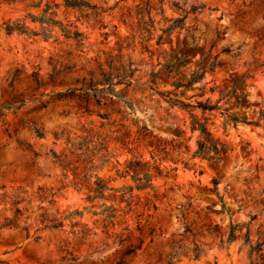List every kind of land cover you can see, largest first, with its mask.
Instances as JSON below:
<instances>
[{"label": "rangeland", "instance_id": "rangeland-1", "mask_svg": "<svg viewBox=\"0 0 264 264\" xmlns=\"http://www.w3.org/2000/svg\"><path fill=\"white\" fill-rule=\"evenodd\" d=\"M40 1L39 7L33 6ZM84 1L103 8L101 19L106 27H100L92 19H78L77 11L62 6L64 0H0V104L25 101L15 114L6 112L0 121V259L7 264H116L128 244L137 245L142 239L144 245L139 255L134 259L127 257L124 264H164L161 257L174 240L181 238L186 224L196 228L218 224L225 231L231 220L245 224L251 215L257 216L251 223V238L254 242L258 238L264 240V127L242 122L237 126L225 124L219 113L203 115L194 110L197 118H210L207 124L214 137L231 150L220 161L192 158L199 132L191 130V114L171 108L147 87L152 83V68L168 59L172 52L186 58L187 74L200 63L206 66L218 55L216 72L206 76L209 83L204 98L219 97L218 91H209L211 86H222L227 79L230 89L235 81L246 77L248 86L236 85L237 90L232 93L241 99L240 106L236 107L235 98L228 106L239 115L256 119L260 110H264V0ZM46 3L61 4L53 9L52 16L64 25H76L88 37V47L78 48L74 40L63 36L57 24L51 26L49 39L6 33L4 23L18 18L39 30L40 24L33 23L27 13L39 14ZM146 4L151 7L156 28L155 38L150 41L143 38L147 34L140 35L137 31V11ZM193 6L203 8L191 13ZM183 16V26L166 33L161 45H157L161 29ZM105 32L107 39L102 35ZM119 48L122 59L109 72L105 65L107 54H118ZM99 64H103L107 73L116 75L124 71L131 77V86L117 89L134 104V112L123 100L111 99L110 95L103 97L106 104L100 105L91 97L60 100L56 95L68 89L85 88L90 80L100 83ZM35 74L41 80L40 87L34 80ZM157 83L161 90L173 89L170 81L159 79ZM199 93L201 90L196 89L186 96ZM99 114H107L108 119ZM137 117L163 142L172 141L174 149L168 157L155 161L150 153L152 148L145 147L143 142L131 144L134 148L131 152L111 142L115 156L100 175L113 187L134 186L132 172L125 171L130 170V161H140L143 169L148 168L152 174L155 189H134L130 206L120 201L119 193L110 191L104 198L89 201L87 190L74 185L77 180L73 172L53 161L51 150L60 155L68 149L66 141L56 140L53 134L65 132L74 138L88 131L110 136L129 133L126 140L133 142ZM33 127L41 128L46 138L36 137ZM19 142L32 144L39 156ZM186 161L188 168L183 164ZM214 179L224 196L225 209L213 191ZM42 190L54 193L53 203L41 202ZM40 206L44 209L39 210ZM16 207L23 209L24 216L31 215L28 222L31 236L43 225L37 219L40 211H45L51 220L74 210H84V215L67 220L62 229L38 232L41 239L35 241L34 237L26 238L23 223L19 227H1L3 218ZM107 207L116 211L115 231L124 236L130 232L121 244L102 231L103 216L94 214ZM127 211L131 212L126 214ZM139 214L142 216L138 220ZM198 239L206 248L212 241L207 235ZM177 264H250V261L247 247L239 239L229 249L212 247L200 259L182 255Z\"/></svg>", "mask_w": 264, "mask_h": 264}, {"label": "trees", "instance_id": "trees-1", "mask_svg": "<svg viewBox=\"0 0 264 264\" xmlns=\"http://www.w3.org/2000/svg\"><path fill=\"white\" fill-rule=\"evenodd\" d=\"M41 1L34 4L33 6L39 7ZM61 4H50L46 3L39 14L27 13V17L31 19L33 23H39L40 29L35 30L27 25V22L18 18L14 21H7L4 23L5 31L7 34L18 33L27 36H41L44 39H49L52 37L51 26L57 24L66 39H72L76 42V45L80 49H85L87 46L88 37L78 29L73 23L62 24V22L56 20L52 15L55 13L54 8H58ZM65 8L73 9L78 12V19H92L95 24H100V27H106L104 25L101 16L105 12L103 8L92 4L84 0H64L62 4ZM179 8V7H178ZM203 6H193L189 12L196 13L201 10ZM188 13V12H186ZM139 15V21L137 24V31L140 35L147 34L143 37L147 41L154 39L153 32L156 31L154 26V20L151 16V7L146 4V7H140L137 11ZM147 16V17H146ZM185 16L175 18L170 24L165 28L161 29V33L157 36V45H161L164 35L170 33L173 30L183 26ZM104 35L107 39L108 33L105 32ZM130 39V38H128ZM130 43H128V46ZM148 50V48H147ZM118 54L108 53L105 61V65L110 70L116 61H121V48L118 49ZM223 52H231L230 50H223ZM152 53V52H151ZM162 54V53H161ZM186 58L180 55L178 52H172L168 59H164L163 62H159L155 67L152 68L150 72V80L152 83L148 84V88L153 91V95H157L161 100L165 101L171 108H178L188 111L192 117V132L198 131L197 148L194 150L192 158L200 156L206 160L214 159L215 161H220L223 156H225L231 148L225 142H222L219 138H215L212 131L210 130L207 122L210 118H197L194 110H199L203 115L206 113H219L225 121V124L232 123L237 126L239 122L245 123L253 127H264V110L261 109L259 115L256 119H249L246 114L239 115L237 112L232 111V108L228 105L231 100L235 98L236 107L241 104V99L239 97H234L233 92H236V85H241L242 87L248 86L246 84V77H242L239 81H235L232 87L229 89L227 79L220 85H214L209 88L211 93L219 92V97L216 100H212L210 97H205L207 90L206 86L208 81L206 76L209 73L216 72L218 68V55L208 63L203 66L200 63L199 67L192 69L188 74L186 73ZM102 71V79L100 83H93L90 80L88 86L79 89H68L66 91L58 92L56 95L61 99L77 97L81 98H92L96 104L100 105L103 102V97L110 95L112 98H118L123 100V102L128 105L132 112H134V104L126 99L122 90L117 89L118 86H124L125 88L132 85L131 77H128L124 71L118 72L116 75L107 73L103 69V64H99ZM131 67V64L129 63ZM159 68L157 69V67ZM133 70L131 71V75ZM249 77L252 75L248 74ZM16 74L12 76L11 83L15 79ZM163 79L165 81H170V85L173 89H163L159 88L157 80ZM34 80L36 81L38 87L42 85L41 80L34 75ZM201 90V93L194 94L187 97L186 94L192 90ZM25 104L23 99H18L13 103H3L0 104V121L5 117L6 112L16 113ZM41 107H46L42 105ZM102 119H108L107 114H99ZM136 125L135 139L133 142L126 140L130 136L129 133L117 134L115 136H110L108 134H102L99 132L93 133L88 131L84 135H77L71 138L68 133L60 132L54 133L56 140L64 139L67 143L68 149L66 153L57 154L55 151L51 150L50 154L53 161L60 165L63 169L67 171H72L77 182H74L75 186H80L85 188L88 192L87 199L93 202L97 198H104L106 192L110 191L113 193H119V199L121 202H126L128 206L131 205V200L133 196L134 189L137 190H154L153 176L149 169H143L140 161H130V170L125 172L129 174L132 172V180L134 186H122L113 187L109 185L100 171L110 163V159L115 156V152L111 149L110 144L114 142L119 144L120 148L127 149L131 152L134 148L131 144L143 142L145 147L152 148L150 152L152 158L157 160H162L170 155L171 150L174 149L173 142H163L160 137L154 134L152 130L138 117L134 120ZM34 133L38 138H46V133L38 127H33ZM20 145L24 146L27 150L34 153L37 157L39 154L33 150V146L27 142H19ZM170 146V148H169ZM118 164V161L116 162ZM186 168L189 167V162H183ZM119 172V171H118ZM213 191L216 192L220 202L222 203V208H226L224 202V196L220 194L218 190V181L214 179ZM226 192V190H225ZM41 202L53 203L54 193L46 192L42 190L40 195ZM15 203H18L16 201ZM241 205L239 209H241ZM43 206L39 207V210H43ZM86 210V209H85ZM131 211H127L128 214ZM241 212V211H238ZM94 214H101L102 219V231L106 233L109 237H112L115 241L120 244L125 242L128 236H124L122 232L115 231V218L116 211L112 207H107L104 211L100 213L94 212ZM84 215V210H74L63 214L59 219L51 220L45 211H40L37 215V219L40 218V223L43 224L38 227L34 236L30 234V224H28L31 215L24 216V211L20 207H16L12 211L11 215H6L1 223L2 228H12L19 227L21 223L24 224L23 229L26 233V238L34 237L35 241L41 239L38 232L45 229H62L65 227V222L67 220H72L74 217L82 218ZM142 214L137 215L138 220L141 218ZM257 218L256 215H251L247 223L233 222L230 221L228 229L223 231L218 224H204L200 228L193 227L190 224L184 226V230L181 234V238L174 240L165 253L161 260L164 264H177L181 261L182 255L193 256L194 259H200L201 257L207 255L209 249L212 247H218L219 249H229L230 246L237 242L239 239L243 240V245L247 247V257L250 264H264V240L258 238L255 242L251 238V223ZM245 227V232L243 228ZM138 229L141 230L138 221ZM127 230V228H126ZM153 231L150 232V235ZM210 236L212 241L209 243V247H205V243L198 239L200 236ZM153 242L151 239L150 243ZM144 241L139 239L137 245L128 244L125 251L123 252L119 261L116 264H124L127 257H132L133 259L139 255V251L143 249ZM242 249V248H241ZM71 260H75L74 257ZM0 264H7L4 260L0 259Z\"/></svg>", "mask_w": 264, "mask_h": 264}]
</instances>
